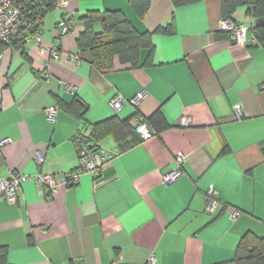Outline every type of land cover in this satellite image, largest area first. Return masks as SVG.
Here are the masks:
<instances>
[{
  "label": "crops",
  "instance_id": "crops-1",
  "mask_svg": "<svg viewBox=\"0 0 264 264\" xmlns=\"http://www.w3.org/2000/svg\"><path fill=\"white\" fill-rule=\"evenodd\" d=\"M107 11L151 33L153 65L132 68L115 58L100 69L78 48L81 17ZM64 13L73 25L58 37ZM230 19L254 24L247 6ZM222 21V0H151L142 16L130 0H74L42 23L59 59L33 43L1 50L0 177H28L16 205L0 198V253L8 264H237L247 237L264 239V47L218 40ZM170 25L174 33H157ZM140 93L136 108L131 101ZM117 95L120 111L111 105ZM50 108H57L54 122ZM158 110L169 128L146 141L132 132L136 113L149 118ZM123 128L125 150L115 138ZM80 133L112 158L98 177L84 173L68 183ZM178 155L182 175L167 184ZM43 174L58 181L54 191L39 189ZM210 189L219 201L214 214ZM229 208L240 212L236 220Z\"/></svg>",
  "mask_w": 264,
  "mask_h": 264
},
{
  "label": "trees",
  "instance_id": "trees-1",
  "mask_svg": "<svg viewBox=\"0 0 264 264\" xmlns=\"http://www.w3.org/2000/svg\"><path fill=\"white\" fill-rule=\"evenodd\" d=\"M59 1L23 0L27 21L31 24H35L37 21L41 22L50 11L57 8ZM199 1L173 0L177 6ZM130 4L135 12L142 16L149 8L151 0H130ZM222 5L223 19L230 21L231 15L238 7L247 6L248 14L254 20V24L249 30L257 44L264 47V0H222ZM81 22L83 23V32L78 38L77 46L80 50L89 51L95 67L100 69L112 68L115 58H118L122 64L132 68H143L153 65L154 45L151 33H141L136 30L122 12L107 11L104 14L89 12L81 17ZM99 26L100 29H98ZM157 33H174V27L173 25L160 27L157 29ZM216 38L218 40L227 39L230 38V34L218 33ZM19 45H21V40H15L10 46L2 44L0 45V52L3 48L18 47ZM72 107L74 108V104ZM137 115L139 114L136 113L132 118L135 119ZM143 119L154 135L169 128L160 110L156 111L151 117ZM127 124L128 121L123 123V125ZM127 126H130V124ZM97 127L98 125L94 127V139L98 137ZM136 127V125L133 127L132 132L140 136L136 131ZM126 133V129L123 128L115 135L122 150L130 147V143H122ZM74 142L76 147L84 146L90 151H95L100 147L92 143V138L86 137L81 133L74 137ZM236 262L237 264H264V239L247 237L239 247ZM0 264H8L5 253H0Z\"/></svg>",
  "mask_w": 264,
  "mask_h": 264
},
{
  "label": "built area",
  "instance_id": "built-area-1",
  "mask_svg": "<svg viewBox=\"0 0 264 264\" xmlns=\"http://www.w3.org/2000/svg\"><path fill=\"white\" fill-rule=\"evenodd\" d=\"M70 1L60 0L57 9L64 10L69 6ZM25 9L23 0H0V45L4 44L10 46L15 40H21V43H33L36 45L42 55H46L53 59H59V51L56 46L48 43L43 38L42 29L40 28L41 22L37 21L35 24H31L27 21L25 16ZM73 25V18L69 13H64L60 22L57 25V36L62 37L69 34ZM221 28L226 33L230 34V40L232 43L239 45H247L255 43L254 38H249V28L245 24H237L230 20H224L221 22ZM145 93H140L135 99L131 101L132 105L136 108L140 102L144 99ZM112 107L116 111H120L123 107V97L117 95L112 103ZM239 115V109H236ZM48 119L52 122L55 121L57 114V108H50L47 111ZM137 124L136 131L141 138L146 141L153 138L155 135L148 127L146 121L140 116L135 117ZM183 126H189L188 119L182 120ZM9 140L2 141V144L7 143ZM78 152V167L77 171L71 173L67 177L68 183H77L80 176L84 173L91 174L93 177H98L101 169L104 165L110 161L112 155L107 150L99 147L95 151H90L86 147H77ZM178 169L164 177V182L169 184L178 179L182 175V171L179 169L184 162L183 155L176 157ZM28 179L23 175H12L9 178L0 177V198L6 200L11 205H16L19 202L21 194V185ZM37 184L40 190L49 188L54 191L58 185V181L52 174L39 175L37 178ZM209 201L207 205L208 212L214 214L218 206V199L213 189L208 191ZM231 219L236 220L240 212L235 208L228 209ZM80 264V263H71ZM117 264V263H115Z\"/></svg>",
  "mask_w": 264,
  "mask_h": 264
}]
</instances>
